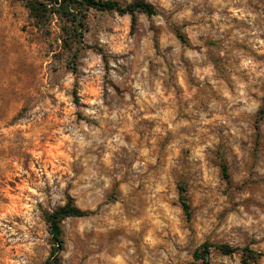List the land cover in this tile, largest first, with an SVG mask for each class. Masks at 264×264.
Listing matches in <instances>:
<instances>
[{"label": "rangeland", "instance_id": "1", "mask_svg": "<svg viewBox=\"0 0 264 264\" xmlns=\"http://www.w3.org/2000/svg\"><path fill=\"white\" fill-rule=\"evenodd\" d=\"M140 1L69 52L0 0V264H43L68 200L61 264H264V0Z\"/></svg>", "mask_w": 264, "mask_h": 264}, {"label": "trees", "instance_id": "2", "mask_svg": "<svg viewBox=\"0 0 264 264\" xmlns=\"http://www.w3.org/2000/svg\"><path fill=\"white\" fill-rule=\"evenodd\" d=\"M28 10L29 18L32 26L38 31L46 33L50 31V24L54 18L57 19L60 29V48L63 50H70L75 43L81 42L83 37V30L86 28V17L90 9L101 11H117L124 14L129 13L134 15L136 12L144 13L146 15H153L156 13L155 8L146 2L136 0L127 5H121L115 0H22ZM177 37L185 42L186 39L182 34L177 33ZM71 56L74 58L77 55V49H73ZM225 171V170H224ZM226 174V173H225ZM227 176V175H226ZM179 195L181 197L182 207L188 212L189 204L185 197V187H179ZM87 213L77 206L73 205L68 200L64 205L55 209L52 212L45 214V221L48 225L49 233L52 237V248L43 264H61L59 252L61 250V226L60 222L63 218L69 216L80 217ZM211 246H216L222 253L231 254L236 251H241L247 258L254 259L263 256V254L256 252L247 246L238 247L224 243L213 245L204 243L202 251L194 252L195 260H204L208 254ZM196 264V263H193ZM243 264H249L244 261Z\"/></svg>", "mask_w": 264, "mask_h": 264}]
</instances>
